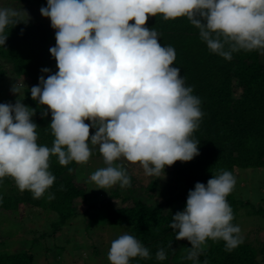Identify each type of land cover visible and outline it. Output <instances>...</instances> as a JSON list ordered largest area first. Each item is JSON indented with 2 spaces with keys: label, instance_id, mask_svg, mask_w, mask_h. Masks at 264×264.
<instances>
[{
  "label": "clouds",
  "instance_id": "obj_1",
  "mask_svg": "<svg viewBox=\"0 0 264 264\" xmlns=\"http://www.w3.org/2000/svg\"><path fill=\"white\" fill-rule=\"evenodd\" d=\"M40 12L56 29L50 52L58 72L41 76L30 91L51 111L53 146L37 143L34 109L19 99L0 103V180L11 177L34 199L55 182L51 156L62 166L85 164L98 145L106 167L90 179L98 189H107L131 186L125 165L117 161L139 163L146 175L159 177L166 166L200 154V142L192 136L203 116L201 101L172 66L175 49L162 46L159 33L145 26L149 16L187 17L209 50L227 60L240 50L264 54V0H47ZM25 13L0 8V45L6 44L9 25L25 22ZM22 87L14 84L11 91L19 96ZM235 185L230 171L213 176L207 185L197 182L186 208L172 217L176 239L191 244L187 259L195 260L209 239L223 240L227 251L243 242L227 200ZM54 198L50 193L48 199ZM137 257L150 258V252L134 236L125 233L111 242L110 264H130ZM156 258H167L163 248Z\"/></svg>",
  "mask_w": 264,
  "mask_h": 264
},
{
  "label": "trees",
  "instance_id": "obj_2",
  "mask_svg": "<svg viewBox=\"0 0 264 264\" xmlns=\"http://www.w3.org/2000/svg\"><path fill=\"white\" fill-rule=\"evenodd\" d=\"M11 1L36 8L47 7V0ZM23 20L25 22L8 26L6 44L0 45V86L7 76L10 79H28L29 86L22 88L21 94L10 103L15 104L19 99L35 110L32 119L38 125L37 143L51 148L55 139L50 128L51 111L33 100L30 90L39 86L41 76L46 79L58 72L57 62L50 52V48L56 46V29L51 25ZM145 26L159 33L162 46L175 49L176 59L172 66L180 69L185 86L192 87V94L201 101L203 116L192 136L200 142V154L189 162L177 161L165 169L180 182L178 191L166 198L165 204L174 203L181 208L186 206L188 193L197 182L207 185L209 179L222 171H230L234 175V168L238 167H264V54L260 50H240L233 52L232 59L227 60L209 50L200 37V30L187 17L165 20L162 15L149 16ZM225 50H228L227 45ZM44 68L50 72H42ZM236 89L239 90L237 95ZM45 111L47 116L43 115ZM85 123L91 122L86 120ZM90 134H95L94 128ZM77 164L73 161L62 166L57 156H51L49 171L56 179L40 199H34L28 190L20 191L11 177L0 180V189L5 190V194H0L1 217L8 219L22 205L30 204L55 211L59 216L58 224L64 223L76 213L73 199L80 196L87 200L85 186L76 183ZM155 187L156 182L150 181L144 190L152 192ZM130 192L133 191L129 187L127 192L115 188L110 193L111 196H121L123 200L131 198L132 206L115 208L107 200L95 207L105 208L103 222L126 227L127 234L149 249L150 258H133L130 264H264V243L255 248L244 241L232 251H227L223 240L209 239L207 247L195 260L187 259L192 249L190 242L177 240L176 231L170 228L172 217L179 209L165 210L161 204H153L141 196H131ZM50 193L55 195L54 199H48ZM227 200L234 215L232 223L236 225L238 206L249 202L236 199L234 190ZM89 206L95 204L90 203ZM184 246L186 252L181 254ZM161 248L167 255L165 260L156 258ZM34 261L35 254L30 249L0 251V264H33Z\"/></svg>",
  "mask_w": 264,
  "mask_h": 264
},
{
  "label": "rangeland",
  "instance_id": "obj_3",
  "mask_svg": "<svg viewBox=\"0 0 264 264\" xmlns=\"http://www.w3.org/2000/svg\"><path fill=\"white\" fill-rule=\"evenodd\" d=\"M0 8L25 9L29 19L26 13L24 19L51 25L50 18L41 14V8L25 3L17 4L11 0L0 1ZM17 83L21 84L22 88L30 84L27 78L10 79L7 76L0 86V103L13 101L17 95L13 94L11 88ZM238 93L239 90L236 89L235 95ZM92 148L95 153L91 155L89 161L85 164L78 163L75 169L77 180L75 182L85 186L87 197L86 201L80 196L73 199L75 215L58 224V213L30 204L22 205L17 212L10 214L8 219L1 217L0 214V251L15 252L30 249L35 254L33 264H110L108 252L111 242L127 233V228L103 222L106 217L105 208L95 207L107 200L111 201L115 208L132 206L133 202L131 198L123 200L121 196H111L110 193L115 188L120 192H127L129 187L121 188L117 184L112 188L98 189V186L91 181L90 177L96 170L106 167L99 146ZM116 163H123L131 177L130 188L133 191L130 192L131 196H141L142 199H147L153 204H161L165 210L183 211L186 208V206L180 208L174 203L165 204L166 198L178 191L180 183L173 175L167 173L165 170L167 167L159 177H156L146 175L139 163L131 164L126 160ZM234 169L235 198L249 202L244 206H238L235 216L236 225L241 229L242 240L259 248L264 243V167ZM150 181L156 182L152 192L144 190ZM4 191L0 189V194H5ZM90 203H94L95 206L90 207ZM184 241L188 240L184 239ZM185 252L186 246L182 248L181 254Z\"/></svg>",
  "mask_w": 264,
  "mask_h": 264
}]
</instances>
